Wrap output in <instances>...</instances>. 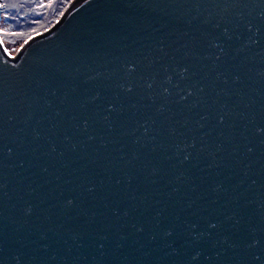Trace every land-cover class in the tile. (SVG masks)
I'll return each instance as SVG.
<instances>
[{"label": "water", "instance_id": "1", "mask_svg": "<svg viewBox=\"0 0 264 264\" xmlns=\"http://www.w3.org/2000/svg\"><path fill=\"white\" fill-rule=\"evenodd\" d=\"M0 264H264V0L0 38Z\"/></svg>", "mask_w": 264, "mask_h": 264}, {"label": "trees", "instance_id": "2", "mask_svg": "<svg viewBox=\"0 0 264 264\" xmlns=\"http://www.w3.org/2000/svg\"><path fill=\"white\" fill-rule=\"evenodd\" d=\"M38 1L42 4L45 0ZM29 2L34 3L33 0ZM71 2L72 0H49L45 8L36 15L34 10L26 13L23 5H15L11 0H0V5L4 6L0 10L9 23L15 25L14 40L24 43L32 36L49 29Z\"/></svg>", "mask_w": 264, "mask_h": 264}, {"label": "rangeland", "instance_id": "3", "mask_svg": "<svg viewBox=\"0 0 264 264\" xmlns=\"http://www.w3.org/2000/svg\"><path fill=\"white\" fill-rule=\"evenodd\" d=\"M11 1L15 5H23L25 7V12L26 13H29L30 10H34V11H36V15H37L45 8V6H46V4L48 3L49 0H45L42 4L38 0H33L34 3H30L29 2V1H32V0H11ZM73 1L74 0H72V2ZM71 3H70V5H71ZM70 5H68V7ZM63 14H64V12H63ZM63 14H61L58 17V19L54 22V24L50 28L55 26V24L61 19ZM49 29H47V30H49ZM14 30H15V25L13 26V24L9 23L8 19L6 18V16L4 14H2L1 10H0V33L1 32L3 33V34L2 33L0 34V38L2 39L8 54L11 55L12 57H16L18 55L19 51L21 50V48L24 46V44L27 43L31 38H33L35 36H38L41 33L47 31V30H44L43 32L32 36L31 38L26 40L24 43H21L19 41L14 40V35H15L14 34Z\"/></svg>", "mask_w": 264, "mask_h": 264}, {"label": "snow or ice", "instance_id": "4", "mask_svg": "<svg viewBox=\"0 0 264 264\" xmlns=\"http://www.w3.org/2000/svg\"><path fill=\"white\" fill-rule=\"evenodd\" d=\"M0 7H4L3 5H0Z\"/></svg>", "mask_w": 264, "mask_h": 264}]
</instances>
